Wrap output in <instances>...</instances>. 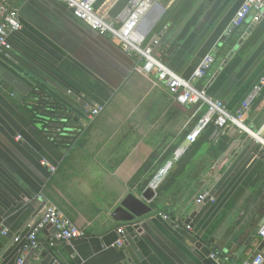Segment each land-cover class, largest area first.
<instances>
[{
	"label": "crops",
	"instance_id": "0c3cea01",
	"mask_svg": "<svg viewBox=\"0 0 264 264\" xmlns=\"http://www.w3.org/2000/svg\"><path fill=\"white\" fill-rule=\"evenodd\" d=\"M244 1L159 0V10L146 19L147 41H159L156 57L181 78L190 79L202 59L213 56L194 86L231 115L264 76V16L232 26ZM121 2L106 0L99 11L113 19L125 7ZM14 7L22 29L10 36L12 49L0 55V69L28 90L0 86V264H15L20 256L26 264H242L259 254L263 239L253 233L264 218V153L231 125L221 131L226 148L209 179L188 190L174 184L156 207L148 204L153 213L137 231L109 218L126 195H139L129 183L152 154L158 160L168 155L152 181L174 167L175 153L203 112L178 105L154 76L138 74L136 57L65 5L15 0ZM260 94L242 117L254 132L264 129V89ZM39 101L53 111L51 122L27 113ZM86 104L103 110L89 120ZM205 193L212 205L187 230L184 220ZM38 195L82 236L56 242L48 226L37 248L24 251L27 227L40 217ZM120 227L126 236L136 234L133 246L116 245Z\"/></svg>",
	"mask_w": 264,
	"mask_h": 264
},
{
	"label": "built area",
	"instance_id": "2783aa9c",
	"mask_svg": "<svg viewBox=\"0 0 264 264\" xmlns=\"http://www.w3.org/2000/svg\"><path fill=\"white\" fill-rule=\"evenodd\" d=\"M66 6L72 16L81 21L89 29L100 35H107L114 42L121 52L129 57H136L139 67L138 74L148 77L154 76L156 81L162 85L170 95L174 97L178 105L195 106L197 112L201 111L202 117L195 127L186 135L185 146L175 153L173 162H177L184 154L189 145L194 143L198 135L210 123L216 127L217 131H223L227 126L236 127L242 133L251 138L264 153V129L261 131H251L242 122V117L247 113L255 100L264 89V76L260 78L253 92L242 103L235 115L229 114L223 102L210 97L204 88H197L194 82L203 79L213 63V56L207 55L200 62L191 78L185 80L167 67V65L155 55V50L159 45L158 39L147 41L149 29L146 25L147 17L159 10V0H130L123 11L109 19L105 12L95 10L98 0H55ZM15 0H0V55L7 57L11 51L9 42L10 36L18 33L22 29L18 10L14 7ZM251 16V21L257 23L264 16V0H245L235 15L232 26L239 28ZM102 107H90L85 105V113L89 120L94 119L102 112ZM53 172L54 169L51 168ZM168 170L160 172L154 181L149 185L152 190H156L163 180ZM207 193L199 195L197 204L204 201ZM37 199L41 204L40 217L35 223L28 225L29 234L24 251H33L37 248V239L45 227H52L55 231L53 240L56 242H69L82 236V232L67 218L58 208L52 205L42 195ZM187 230L191 228L184 226ZM119 239L116 245L121 247L124 242V228L117 229ZM5 235V231L2 232ZM259 237L264 239V223L258 231ZM54 245V244H51ZM211 259H219L212 254ZM264 258L259 253L249 261L242 264H263ZM15 264H26L25 257L20 256Z\"/></svg>",
	"mask_w": 264,
	"mask_h": 264
},
{
	"label": "trees",
	"instance_id": "16d2710c",
	"mask_svg": "<svg viewBox=\"0 0 264 264\" xmlns=\"http://www.w3.org/2000/svg\"><path fill=\"white\" fill-rule=\"evenodd\" d=\"M106 0H98L95 5V10L99 11L101 6ZM122 6L130 0H121ZM107 36V35H106ZM263 91V90H262ZM261 91V93H262ZM261 96V94H260ZM43 101H39L32 105L30 110H26L31 116L33 121L51 122L50 107ZM41 110H43L42 113ZM39 117V118H38ZM199 120V119H198ZM213 123L208 124L203 131L198 135L197 139L187 147L184 154L179 158L177 163L169 169L160 182L159 186L155 190V198L151 203V206H155L160 202L166 192L173 187L174 184L180 185L179 189H190L193 184L199 183L202 179H209L210 169L216 162L220 160V157L224 154L226 148V141L221 138V131H217ZM189 131L187 132V134ZM158 160V155L152 154L141 169L137 172L133 181H130L131 186L137 185L136 191L138 194L143 193L149 185L152 183L153 178L160 170V166L164 164L167 158ZM155 163V165H154ZM148 174L144 181H137L141 176Z\"/></svg>",
	"mask_w": 264,
	"mask_h": 264
},
{
	"label": "water",
	"instance_id": "95a60500",
	"mask_svg": "<svg viewBox=\"0 0 264 264\" xmlns=\"http://www.w3.org/2000/svg\"><path fill=\"white\" fill-rule=\"evenodd\" d=\"M4 82H7L13 89H15L19 93H24L26 87L22 85L17 80L13 79L10 75L5 73L2 69H0V86L5 89ZM12 91H8L11 93ZM155 198V192L148 187L143 193L139 195L135 194H128L124 197V199L119 203L117 207L113 209L109 218L123 226L126 230L132 229L133 231H137L139 228V223L146 218L147 216L151 215L152 208L148 205L149 203L153 202ZM211 198L207 196L203 202L199 203L193 211L184 220V225L193 228L195 225L199 223L202 217L205 215L207 210L211 207ZM167 222H170L167 220ZM264 223V218L262 219L261 223L256 227L253 236L258 234L260 227ZM125 242H127L130 246H133V243L137 242L136 234L130 233L129 235H125L124 238ZM264 247V239L260 244V248L258 252L261 254L262 249ZM263 256V255H262ZM1 257V255H0Z\"/></svg>",
	"mask_w": 264,
	"mask_h": 264
}]
</instances>
